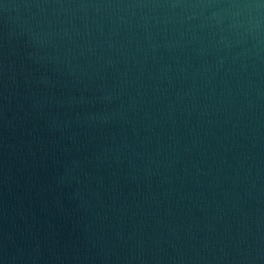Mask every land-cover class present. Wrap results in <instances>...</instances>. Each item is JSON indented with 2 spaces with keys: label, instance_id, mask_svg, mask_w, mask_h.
Segmentation results:
<instances>
[{
  "label": "water",
  "instance_id": "1",
  "mask_svg": "<svg viewBox=\"0 0 264 264\" xmlns=\"http://www.w3.org/2000/svg\"><path fill=\"white\" fill-rule=\"evenodd\" d=\"M0 264H264V0H0Z\"/></svg>",
  "mask_w": 264,
  "mask_h": 264
}]
</instances>
